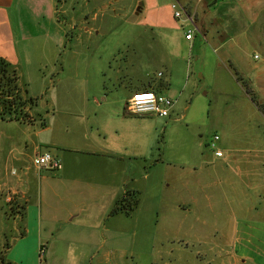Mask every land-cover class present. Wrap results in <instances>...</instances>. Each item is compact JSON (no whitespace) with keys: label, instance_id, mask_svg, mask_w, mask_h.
<instances>
[{"label":"crops","instance_id":"1","mask_svg":"<svg viewBox=\"0 0 264 264\" xmlns=\"http://www.w3.org/2000/svg\"><path fill=\"white\" fill-rule=\"evenodd\" d=\"M58 1L62 2L0 0V58L7 61L16 73L19 63L16 43L24 46L19 49V55L26 56L31 52L37 56L40 47L42 53L52 56L62 46L67 33L61 22L63 6L60 2L58 7ZM173 1H177L194 20L198 31L192 41L184 39L183 30L188 22L184 17H173L170 8ZM139 6L145 8L149 16L147 21L154 26L159 38L167 39L164 31L174 27V23L165 17L168 14L182 30L171 40L187 46L191 52L200 49L201 53H207L219 68H231L238 73L247 101L250 98L246 90H249L259 103L264 104V0H145ZM88 17L84 15L82 26L77 29L81 36L84 33L89 35ZM47 46L51 50L44 51ZM113 52L106 53L108 59L104 60L105 63H111L110 57L115 56ZM105 68L96 67L93 71L96 80L84 85L85 91L80 94L62 92L57 100L60 111L52 117L47 116L46 123L40 122L37 129H26L31 131L34 139L42 137L43 142L24 141V146L16 149L12 144L11 121L0 120V239L4 234L15 235L19 226L24 230V235L14 240L6 254L7 260L13 264H128V225L133 226L135 233L139 232V243L147 234L146 243L155 249L140 253L147 255L144 262L137 257V261L130 264H157L159 260L161 264H174V259L168 256L159 259L158 248L165 247V243L157 240L156 234L162 226L165 231L172 227V232L176 233L169 238L171 249L164 253L169 255L174 252L173 244L187 247L190 233L200 232L198 225L205 226V221L195 218L191 223L185 221V216L199 211L200 204L211 198L206 189L220 181L204 182L199 174L208 173L209 168H220L222 164L214 159L226 162L225 149L231 153H264V142H240L244 148L240 144L217 147L222 157H216L212 151L214 159L204 157V160L186 164L167 162L160 165L159 160L152 162L149 156L158 141L159 126L162 124L163 128L169 121L167 117L129 115L125 103L137 90L155 93L164 90L167 95H175L171 91V80L168 83L160 81L162 74L157 72L151 80L128 78L121 85L114 84L115 88L105 90L101 79ZM126 69H113L112 75L105 74L106 79H126ZM94 96H98L97 99ZM175 102L176 99L170 112ZM27 114V122L35 120L33 111L29 109ZM7 140L11 141V146L8 144L6 147ZM42 145L50 149L51 152L47 153L60 161V169L48 170L38 164V156L46 152ZM235 158V155H230L231 161L235 162ZM177 169L182 180L181 187L176 190L181 198L172 201L170 207L182 217L180 228L174 230L173 225H161L160 211L165 209V200L159 191L148 198L145 208L140 200L138 208L129 217L121 212L110 214L114 203L127 191L138 192L139 195L147 191L152 181L150 173L154 170L171 174L174 181ZM251 177L246 175L248 184ZM170 186V181L165 180L163 187ZM8 194L16 196L23 204L20 216L8 218L3 213L2 202ZM255 208L251 201L248 209L254 211ZM246 219L249 220V211ZM231 223L230 232L234 236L231 241L218 242L214 235L207 240H200L199 235L191 237L197 239L196 243L208 246L210 250L207 253L213 262L260 264V250L254 246L252 248L256 250L248 249L247 241L243 243L238 239V220L232 219ZM216 224L212 231H222L223 227ZM164 239L168 240L167 236ZM40 249L43 250L42 256L39 255ZM204 253L200 252V258L209 256Z\"/></svg>","mask_w":264,"mask_h":264},{"label":"rangeland","instance_id":"2","mask_svg":"<svg viewBox=\"0 0 264 264\" xmlns=\"http://www.w3.org/2000/svg\"><path fill=\"white\" fill-rule=\"evenodd\" d=\"M143 1L145 0H62L61 22L67 36L54 55L42 53V47L38 48L37 56L32 52L29 56L19 55V49L24 46L16 43L20 95L25 99L33 96L30 110L33 111L35 119L32 122H9L12 123V144L16 149L22 148L24 141H45L42 137L34 139L31 131L26 129H37L40 122L48 121L47 116L52 117L60 111L61 106L57 100L62 92L68 91L70 95H75L85 91L83 86L96 80L93 71L101 66L106 67V72L103 71L104 74L101 76L105 90L115 88L114 84L121 85V82L128 81V78L151 80L157 72L162 74L160 81L168 83L171 80V91L175 95H167L164 90H161L160 94L172 98L173 101L176 99V102L166 118L168 124L163 128L162 124L159 126L158 141L149 156L152 162L159 160L160 165L167 162L186 164L197 162L198 159L204 160V157L214 159L212 151L207 147V143L214 135L219 137L216 144L218 148H226L228 144L235 145L240 142L252 144L264 142V104L259 103L254 94V100L249 96L250 99L247 101L238 73L229 67L228 69L217 67L213 58L207 53H201L200 49L191 52L187 46L184 47L181 43L179 45L173 38L182 33L181 27L175 25L168 14H165V17L174 23V27H168L164 31L167 39L159 38L154 26L147 21L149 16L146 15L145 8L139 6ZM60 2L57 4L58 7ZM138 8L140 11L137 12ZM84 15H89L86 26L90 32L89 35L84 33L81 36L77 29L82 26ZM47 49L51 50L50 46L44 51ZM111 51H114L115 56L110 57L111 63H105L104 60L108 59L105 55ZM255 52L259 54L258 51ZM120 65L121 67H118ZM119 68L128 71L126 79L120 78L117 81L106 79L107 74L112 75V70ZM97 97L94 96L95 99ZM8 144L11 146V141H5L6 147ZM42 149L51 152L43 145ZM224 151V155L228 157L226 162L214 159L222 164L220 168H209L208 173L199 174L204 182H210L212 179L220 181L219 184L206 189L211 198L208 202L203 201L200 204L199 211L185 216V221L192 223L195 218H199L205 221V226L198 225L200 232L190 233L191 240L187 247L173 244L174 252L169 255L164 253L171 249L169 238L176 233L172 232V227L167 231L162 228L163 226L160 227L156 238L163 241L165 247L158 248L159 259L168 256L174 259V264H219L211 261V255L207 253L210 250L208 246L196 243L197 239L191 236L199 235L197 237L200 240H207L212 239L211 236L214 235L218 242L231 241L234 237L230 232L231 220L237 219L238 239L243 243L247 241L245 244L250 246L248 247L250 250H256L252 248L253 246L259 249L261 263L264 262V153L254 151L231 153L226 149ZM230 155H235V162L231 161ZM155 171L150 173L152 181L147 191L142 195L137 192L138 204L141 200L142 207L145 208L148 198L159 191L165 200V209L160 211V223L173 225V229L177 230L181 227L182 217L176 213L177 211H172L170 203L181 198V194L176 190L181 187L179 170L174 173V181L171 174ZM245 174L252 176L249 178V184ZM167 179L171 186L165 188L163 185ZM251 201L256 206L254 211L248 209ZM137 208L138 205L131 210L129 216ZM250 214H253L252 219ZM215 224L223 227V230L216 233L212 231ZM126 230L128 264L135 263L137 257H141L144 262L147 255L140 253L146 250L155 251L146 243L148 235L146 234L139 243L141 240L139 232L135 233L131 225H128ZM166 236L168 240L164 239ZM200 252H205L204 254L207 253L209 256L200 258ZM223 260H226L225 257ZM157 264H161L160 260Z\"/></svg>","mask_w":264,"mask_h":264},{"label":"trees","instance_id":"3","mask_svg":"<svg viewBox=\"0 0 264 264\" xmlns=\"http://www.w3.org/2000/svg\"><path fill=\"white\" fill-rule=\"evenodd\" d=\"M16 70L4 59L0 58V120L4 121H28L27 111L32 105V99H25L20 95V88L17 85ZM251 100H254L253 94L246 90ZM30 103V104H29ZM136 192L127 191L123 197L118 199L110 210V214L118 212L129 216L131 210L138 205ZM3 213L9 218L15 215L20 216L23 210V204L19 202L16 196H11L9 202H2ZM24 230L22 226L18 227L15 235L4 234L0 239V264H13L7 260L6 254L16 238L22 237Z\"/></svg>","mask_w":264,"mask_h":264},{"label":"built area","instance_id":"4","mask_svg":"<svg viewBox=\"0 0 264 264\" xmlns=\"http://www.w3.org/2000/svg\"><path fill=\"white\" fill-rule=\"evenodd\" d=\"M170 8L173 11V17L176 19L184 17L189 22L184 28V39L186 41H192L194 33L198 31L193 18H191L182 8L177 1H173L170 4ZM160 75V74H158ZM174 101L172 98L160 93H155L151 90H137L130 94L125 103V110L129 115L137 117H159L166 118L173 106ZM219 137L214 135L212 139L207 143V147L213 151L216 157H222V152L217 149V142ZM38 164L48 170H58L61 168V163L57 158H54L49 153L44 152L37 158ZM11 195L8 194L5 197V201L9 202ZM43 250H39V255L42 256Z\"/></svg>","mask_w":264,"mask_h":264}]
</instances>
